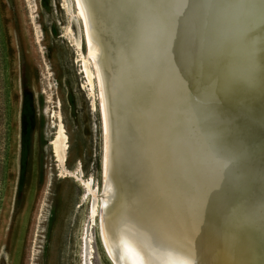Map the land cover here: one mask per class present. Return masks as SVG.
I'll use <instances>...</instances> for the list:
<instances>
[{"label": "bare ground", "instance_id": "obj_1", "mask_svg": "<svg viewBox=\"0 0 264 264\" xmlns=\"http://www.w3.org/2000/svg\"><path fill=\"white\" fill-rule=\"evenodd\" d=\"M75 3L103 140L102 197L90 214L99 215L111 262L264 264V27L256 9L248 0ZM53 141L63 167L60 123ZM83 247L91 264L88 234Z\"/></svg>", "mask_w": 264, "mask_h": 264}, {"label": "rangeland", "instance_id": "obj_2", "mask_svg": "<svg viewBox=\"0 0 264 264\" xmlns=\"http://www.w3.org/2000/svg\"><path fill=\"white\" fill-rule=\"evenodd\" d=\"M83 58L75 0H0V264H84L85 234L91 264H113L90 214L102 197L103 140Z\"/></svg>", "mask_w": 264, "mask_h": 264}, {"label": "snow or ice", "instance_id": "obj_3", "mask_svg": "<svg viewBox=\"0 0 264 264\" xmlns=\"http://www.w3.org/2000/svg\"><path fill=\"white\" fill-rule=\"evenodd\" d=\"M246 6L256 9L260 24L264 27V0H248Z\"/></svg>", "mask_w": 264, "mask_h": 264}, {"label": "water", "instance_id": "obj_4", "mask_svg": "<svg viewBox=\"0 0 264 264\" xmlns=\"http://www.w3.org/2000/svg\"><path fill=\"white\" fill-rule=\"evenodd\" d=\"M101 184H102V178H101Z\"/></svg>", "mask_w": 264, "mask_h": 264}]
</instances>
